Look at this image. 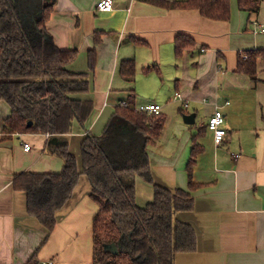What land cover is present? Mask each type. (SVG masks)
<instances>
[{
	"label": "crops",
	"instance_id": "crops-1",
	"mask_svg": "<svg viewBox=\"0 0 264 264\" xmlns=\"http://www.w3.org/2000/svg\"><path fill=\"white\" fill-rule=\"evenodd\" d=\"M49 1L45 30L59 50L76 53L68 69L84 74L89 86L70 97L90 101L92 112L83 126L74 121L69 133L5 135L10 107L0 100V264H27L34 255L39 264H93L98 207L82 171L81 143L86 134L102 136L110 122L111 134L102 142L115 163L141 152L147 157L152 183L135 178L139 207L153 201V185L192 197V209L175 213L174 220L192 228L195 249L175 253L173 264H264V58L256 59L255 80L236 71L238 57L264 50V32L253 26L264 22V0L255 14L229 0L227 20L165 6L186 0H113L106 12L96 10L99 0ZM126 61L134 63L132 81L120 75ZM176 92L187 107L174 99ZM120 101L160 105L158 136L146 141L114 117ZM215 105L225 115L219 144L207 129ZM191 113L193 123H184ZM194 142L201 151L189 177ZM62 146L76 158L79 177L48 232L28 213L26 194L13 181L24 172L59 173L63 160L56 149Z\"/></svg>",
	"mask_w": 264,
	"mask_h": 264
},
{
	"label": "trees",
	"instance_id": "trees-1",
	"mask_svg": "<svg viewBox=\"0 0 264 264\" xmlns=\"http://www.w3.org/2000/svg\"><path fill=\"white\" fill-rule=\"evenodd\" d=\"M237 5L248 14L259 10L258 0H237ZM165 6L197 9L210 19L229 18V0H186ZM51 8L49 0H38L31 11L24 0H0V100L10 107V116L3 122L5 135L69 133L74 121L83 126L92 112L90 101L70 97L88 92L89 86L84 74L68 69L76 53L59 50L45 30ZM181 48L177 41L176 51ZM260 57L264 58L263 49L248 52L246 59L238 57L236 71L255 80L256 59ZM120 75L133 80V61L121 64ZM114 117L128 123L146 141L156 138L164 125L162 114L147 115L128 108L118 107ZM110 125L111 122L102 136L86 134L81 143L82 171L91 186V199L98 207L92 223V262L173 264L175 253L195 249L192 228L174 220L175 213L192 209V197L188 191L153 185V201L139 207L135 178L152 183L147 157L141 152L115 163L102 142L111 134ZM200 151L194 142L187 165L189 177ZM56 153L63 160L59 173L24 172L15 175L13 181L14 187L26 194L28 213L48 232L54 228L55 214L70 198L79 177L76 158L66 146L57 148ZM193 186L190 181L189 190ZM27 264L39 263L34 255Z\"/></svg>",
	"mask_w": 264,
	"mask_h": 264
},
{
	"label": "built area",
	"instance_id": "built-area-1",
	"mask_svg": "<svg viewBox=\"0 0 264 264\" xmlns=\"http://www.w3.org/2000/svg\"><path fill=\"white\" fill-rule=\"evenodd\" d=\"M113 9V0H99L96 3V10L99 12H106ZM253 26L255 28V31H261L264 32V22L258 23L257 21L253 22ZM246 58V57H245ZM174 99L181 102L183 107L188 106V101L184 100L181 97V94L176 92L174 93ZM118 107L120 108H128L133 109L135 112L145 113L147 115H159L161 113V106L156 103H148L138 106H133L126 101H120L118 103ZM225 121V115L222 111V108L215 105L214 112L210 115V117L207 119V129L212 133L213 140L215 144H219L223 141L225 137V131L223 128ZM24 150H29L30 147L25 144ZM41 264H54L51 261H44Z\"/></svg>",
	"mask_w": 264,
	"mask_h": 264
},
{
	"label": "water",
	"instance_id": "water-1",
	"mask_svg": "<svg viewBox=\"0 0 264 264\" xmlns=\"http://www.w3.org/2000/svg\"><path fill=\"white\" fill-rule=\"evenodd\" d=\"M183 121H184V123H186V124H191V123H193V121H194V114H188V115H184L183 116ZM27 125L28 126H30L31 125V122L29 121L28 123H27Z\"/></svg>",
	"mask_w": 264,
	"mask_h": 264
},
{
	"label": "rangeland",
	"instance_id": "rangeland-1",
	"mask_svg": "<svg viewBox=\"0 0 264 264\" xmlns=\"http://www.w3.org/2000/svg\"><path fill=\"white\" fill-rule=\"evenodd\" d=\"M27 2L28 9L31 11L32 8L36 6L38 0H24Z\"/></svg>",
	"mask_w": 264,
	"mask_h": 264
}]
</instances>
